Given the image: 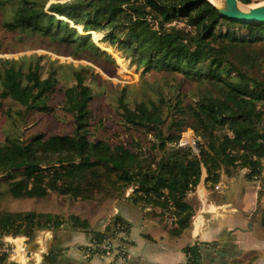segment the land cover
I'll return each mask as SVG.
<instances>
[{
  "label": "trees",
  "instance_id": "trees-1",
  "mask_svg": "<svg viewBox=\"0 0 264 264\" xmlns=\"http://www.w3.org/2000/svg\"><path fill=\"white\" fill-rule=\"evenodd\" d=\"M146 18L156 21V30ZM90 32L102 33L105 48H116L137 69L168 80L143 81L141 95L130 102L124 98L129 86L112 92L127 135L111 141L89 132L94 93L105 81L89 65L75 69L72 84L62 89L71 133L0 138V195L23 199L54 193L103 201L123 198L130 189L132 203L168 213L182 228L191 215L185 198L202 168L210 186L224 166L246 170V178L263 183L264 21L225 18L208 0H0L1 34L30 36L38 47L56 48L112 75L114 58ZM40 60L23 55L7 60L14 68L0 66V98L21 106L16 116L23 120L60 90L58 75L44 71ZM7 115L13 120V113ZM186 129L198 138L193 146L179 145ZM64 224L89 233L91 251L98 253L95 245L110 239L113 227L127 230L119 217L100 232L78 215L63 221L56 213L0 210V236L23 231L31 237ZM260 224L264 228V209ZM185 251L188 264H201L197 246Z\"/></svg>",
  "mask_w": 264,
  "mask_h": 264
},
{
  "label": "crops",
  "instance_id": "crops-1",
  "mask_svg": "<svg viewBox=\"0 0 264 264\" xmlns=\"http://www.w3.org/2000/svg\"><path fill=\"white\" fill-rule=\"evenodd\" d=\"M246 172L224 166L218 181L210 186L202 168L195 190L186 195L191 215L182 228L168 213L142 208L127 194L122 198L124 207L120 209L115 206L118 200L112 201L106 216H100L104 219L98 218L99 225L85 214L95 231L103 232L117 217L125 222L127 230L113 227L108 232L112 257L90 252L89 233L60 227L39 230L31 237L23 233L0 236V241L16 248L3 264H186L185 250L192 246H197L201 264H264V228L260 224L264 180H250Z\"/></svg>",
  "mask_w": 264,
  "mask_h": 264
},
{
  "label": "rangeland",
  "instance_id": "rangeland-1",
  "mask_svg": "<svg viewBox=\"0 0 264 264\" xmlns=\"http://www.w3.org/2000/svg\"><path fill=\"white\" fill-rule=\"evenodd\" d=\"M264 3V0H252L250 4L240 3L244 9L254 7ZM176 23V22H175ZM70 25H73L70 23ZM184 25L183 23L180 24ZM78 30H81L79 26H76ZM92 40L102 49L110 54L115 62L116 68L110 69L112 75H107L100 68L95 65L89 64L85 60L73 59L69 56H65L56 52V48H41L38 47V40L27 39L31 38L26 36L23 39H17L10 34L0 33V66L15 67L14 64H5L7 60L19 61L23 55L36 54L41 56L40 64L42 69H53L59 77L60 90H56L50 95L46 104L34 111H31L23 119L16 116V111L21 106L15 102L0 98V138L11 134L18 135L21 139H29L28 137L33 134H43L44 136L50 134H67L71 133L73 128V121L69 114L65 111V100L63 99L62 89L72 84V72L75 69H79L84 65H89L93 73H96L101 81L104 82V89H96L95 97L97 98L95 107L92 105L93 119L90 120L89 132H94L95 136L104 135L111 141H117L123 138L127 134L125 133L122 124L119 122L118 111H116L117 103L112 101V92L118 91L123 86H129V91L124 94L126 101H134L141 95L144 82L155 83L154 85H162L164 81L168 79L161 75H156L155 72L144 73L142 69H137L135 65H132L129 59L116 50V48L108 47L101 43L102 33L90 32ZM30 40V42H26ZM104 46H103V45ZM107 44V43H106ZM176 83H172L171 86H175ZM49 109V110H48ZM10 110L13 113V120L8 117L7 114ZM7 113V114H6ZM195 137L191 129H186L181 133L179 145H194ZM4 190V185H0V191ZM130 194V189L126 190L125 195ZM118 200L115 206L122 209L124 199ZM112 201L106 199L103 201L92 200L83 201L75 200L67 196H60L54 193H50L44 198H23L13 199L7 194L0 195V210L13 211L14 209H26L25 211H32L31 209H44L55 211L61 215L63 221H66L70 215H78L80 218L86 219L84 216H89L93 219L94 223L104 219L106 211L112 207ZM111 203V204H110ZM124 207V206H123ZM14 212V211H13ZM36 212V211H35ZM40 212V211H39ZM43 212V211H42ZM106 216V215H105ZM98 218H100L98 220ZM88 221V220H87ZM100 223V222H99ZM97 224V223H96ZM99 225V224H97ZM68 225L64 224L63 228ZM96 228V227H95Z\"/></svg>",
  "mask_w": 264,
  "mask_h": 264
},
{
  "label": "water",
  "instance_id": "water-1",
  "mask_svg": "<svg viewBox=\"0 0 264 264\" xmlns=\"http://www.w3.org/2000/svg\"><path fill=\"white\" fill-rule=\"evenodd\" d=\"M208 1L218 10L219 14L225 18L244 23L264 21V3L244 9L240 7V2L238 0ZM21 233H23V231Z\"/></svg>",
  "mask_w": 264,
  "mask_h": 264
},
{
  "label": "built area",
  "instance_id": "built-area-1",
  "mask_svg": "<svg viewBox=\"0 0 264 264\" xmlns=\"http://www.w3.org/2000/svg\"><path fill=\"white\" fill-rule=\"evenodd\" d=\"M146 19L149 22L151 28L156 30L157 29L156 21L152 20L151 18H146ZM173 24H175V22H172L169 25H173ZM179 24H182V23H179ZM188 29H190V28H188ZM262 174L264 175V169L262 170ZM254 180L259 182L257 177H255ZM95 247L100 249V251H101L100 253H102V255L107 256V257L113 256L114 248L112 247V244H111L109 239H107L106 241H104L100 244H96ZM15 251H16V248L14 245H12L8 242L2 241V240L0 241V260L3 257L7 258V257L13 255L15 253ZM90 252H92V251L90 250ZM121 257L125 258L126 255L124 253H122ZM199 263H200V261H199ZM186 264H188V262H186Z\"/></svg>",
  "mask_w": 264,
  "mask_h": 264
},
{
  "label": "bare ground",
  "instance_id": "bare-ground-1",
  "mask_svg": "<svg viewBox=\"0 0 264 264\" xmlns=\"http://www.w3.org/2000/svg\"><path fill=\"white\" fill-rule=\"evenodd\" d=\"M210 1H211V2H214V0H210ZM240 7H241V8H244L241 4H240Z\"/></svg>",
  "mask_w": 264,
  "mask_h": 264
}]
</instances>
